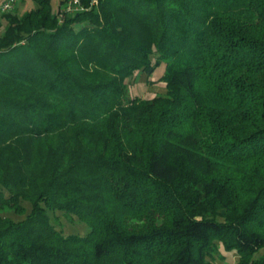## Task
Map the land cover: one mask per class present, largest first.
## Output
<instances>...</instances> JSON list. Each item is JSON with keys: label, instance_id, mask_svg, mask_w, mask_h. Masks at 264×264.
<instances>
[{"label": "trees", "instance_id": "trees-1", "mask_svg": "<svg viewBox=\"0 0 264 264\" xmlns=\"http://www.w3.org/2000/svg\"><path fill=\"white\" fill-rule=\"evenodd\" d=\"M35 1L0 33V264H264V0Z\"/></svg>", "mask_w": 264, "mask_h": 264}, {"label": "rangeland", "instance_id": "rangeland-1", "mask_svg": "<svg viewBox=\"0 0 264 264\" xmlns=\"http://www.w3.org/2000/svg\"><path fill=\"white\" fill-rule=\"evenodd\" d=\"M65 1V5L63 8H60L62 16H65L66 12H75L76 10L83 9L82 1L79 0V4L74 6V10H67V6L70 0H52L53 7L55 10L59 9V5L61 2ZM3 0H0V4ZM93 3H96L97 0H93ZM36 5L35 0H18L15 7L11 11V13H15L18 16H21L26 10L31 9ZM5 13H0V33L4 31V26L6 24V18L4 16ZM61 17V16H60ZM64 18V17H63ZM61 18V21H63ZM166 63L161 64V66L157 67L156 70L152 74H147L143 71L138 72L133 77L127 79L128 88L127 95L129 98L139 96L143 98H152L154 96L164 97L167 94V87L165 82H163L162 77L165 73ZM29 211L31 209V203H24ZM11 218L15 220H19L24 218L25 214H18L14 211L9 213ZM51 222L58 228L63 230L65 234H78L81 236L87 235L90 231V227L86 222L81 220L79 217L75 215H66L62 210H52L50 212ZM215 259L219 264H238L239 255L235 251L224 250L221 249L220 253L215 255Z\"/></svg>", "mask_w": 264, "mask_h": 264}, {"label": "built area", "instance_id": "built-area-1", "mask_svg": "<svg viewBox=\"0 0 264 264\" xmlns=\"http://www.w3.org/2000/svg\"><path fill=\"white\" fill-rule=\"evenodd\" d=\"M18 0H3V2L0 4V13L11 11ZM79 4V0H70L67 10H74L73 7Z\"/></svg>", "mask_w": 264, "mask_h": 264}]
</instances>
